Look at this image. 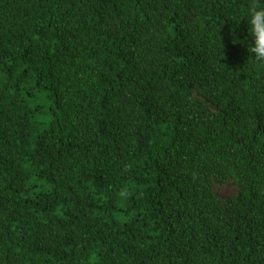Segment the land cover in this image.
<instances>
[{
	"label": "trees",
	"instance_id": "16d2710c",
	"mask_svg": "<svg viewBox=\"0 0 264 264\" xmlns=\"http://www.w3.org/2000/svg\"><path fill=\"white\" fill-rule=\"evenodd\" d=\"M253 3L0 0V264H264Z\"/></svg>",
	"mask_w": 264,
	"mask_h": 264
},
{
	"label": "clouds",
	"instance_id": "9594fccd",
	"mask_svg": "<svg viewBox=\"0 0 264 264\" xmlns=\"http://www.w3.org/2000/svg\"><path fill=\"white\" fill-rule=\"evenodd\" d=\"M250 40L247 50L254 64L264 65V6L253 3L245 14Z\"/></svg>",
	"mask_w": 264,
	"mask_h": 264
},
{
	"label": "rangeland",
	"instance_id": "374dc122",
	"mask_svg": "<svg viewBox=\"0 0 264 264\" xmlns=\"http://www.w3.org/2000/svg\"><path fill=\"white\" fill-rule=\"evenodd\" d=\"M239 188L234 186L232 183L224 185H215V192L223 199L235 197L238 193Z\"/></svg>",
	"mask_w": 264,
	"mask_h": 264
}]
</instances>
